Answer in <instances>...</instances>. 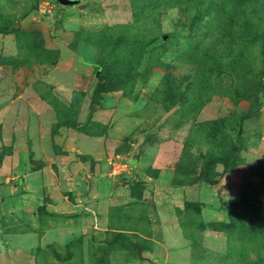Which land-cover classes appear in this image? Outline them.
<instances>
[{"label": "rangeland", "instance_id": "obj_1", "mask_svg": "<svg viewBox=\"0 0 264 264\" xmlns=\"http://www.w3.org/2000/svg\"><path fill=\"white\" fill-rule=\"evenodd\" d=\"M195 1L0 0V264H264V0Z\"/></svg>", "mask_w": 264, "mask_h": 264}, {"label": "trees", "instance_id": "obj_2", "mask_svg": "<svg viewBox=\"0 0 264 264\" xmlns=\"http://www.w3.org/2000/svg\"><path fill=\"white\" fill-rule=\"evenodd\" d=\"M207 3L208 2H206V0H197V1H195L193 4H191L189 6V9H193L194 11H196L199 16H200L199 13H201V15H204V13H206L208 11V9H207L208 7L204 6V5H207ZM202 11H203V13H202ZM235 15L236 16L240 15L237 18L242 17V16H243V18H247L248 17L246 12H237V13H235ZM154 41H155V39H152V41H149L148 43H146V45L144 47H142V52H144V50L147 47V45H150ZM152 48H155V47H152ZM99 64L102 65V61L99 62ZM263 65H264V51H263ZM237 160L238 159H237L236 156H232V157H229L227 162L222 163V173L223 174L230 173L231 170L235 167V165L237 163ZM248 203L252 204V202H250V201H248Z\"/></svg>", "mask_w": 264, "mask_h": 264}, {"label": "water", "instance_id": "obj_3", "mask_svg": "<svg viewBox=\"0 0 264 264\" xmlns=\"http://www.w3.org/2000/svg\"><path fill=\"white\" fill-rule=\"evenodd\" d=\"M60 7L61 9L67 6H73L78 3V0H54Z\"/></svg>", "mask_w": 264, "mask_h": 264}]
</instances>
